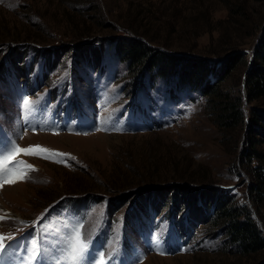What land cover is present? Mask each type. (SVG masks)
<instances>
[{
    "label": "rangeland",
    "instance_id": "1",
    "mask_svg": "<svg viewBox=\"0 0 264 264\" xmlns=\"http://www.w3.org/2000/svg\"><path fill=\"white\" fill-rule=\"evenodd\" d=\"M138 25L159 37L155 50L233 64L221 89L245 99L264 0H0V152L13 143L49 150L9 164L26 178L0 188V234L14 238L40 220L43 250L55 257L78 229L87 248L76 264H99L103 250L104 264H264V248L242 256L210 218L214 189L226 190L264 237L242 155L252 136L245 123L252 107L264 111V97L221 131L198 88L176 89L174 76L119 57L116 43ZM36 48L59 57L49 63ZM255 143L264 157V142Z\"/></svg>",
    "mask_w": 264,
    "mask_h": 264
},
{
    "label": "trees",
    "instance_id": "2",
    "mask_svg": "<svg viewBox=\"0 0 264 264\" xmlns=\"http://www.w3.org/2000/svg\"><path fill=\"white\" fill-rule=\"evenodd\" d=\"M141 28V25L132 27L130 32L133 35L128 33L127 36L116 43L119 57L127 60L131 65V69H149L157 76L165 79L174 76L176 78L174 81L176 89L181 88L182 84L198 88L205 95L208 112L221 131L230 134L231 130L244 123V104L254 101L259 102L264 97V30H262L261 37L256 41L255 49L248 64V72L244 77L248 90L243 100L242 96L233 95L221 89V82L231 71L233 64L231 66L227 64L228 62L220 64L216 62L218 65L216 67L215 64L209 63L206 58L177 54L171 50L170 46H163L164 49L155 50L154 43L159 41V37H155L149 30ZM12 52H14L12 56L15 54L16 57L24 54V51L20 49H14ZM36 53L43 56L45 60L48 59L49 63L55 57H59L56 50L49 48L43 50L36 48ZM17 73L24 72L19 71ZM250 112L252 117L248 118L245 123L252 135L247 136L245 141L250 148L247 151L244 149L242 155L243 158H247L246 165H250L247 172H251V180H249L247 190L255 204L263 208L264 157L257 150L255 142H264V111L252 107ZM255 134H261L263 138L255 140L253 138ZM214 190L220 191L221 195L215 197V202L212 204L214 212L210 218L214 217L213 221H218L219 225L225 227V233L230 237V240L241 247V255L248 256L264 248V237L261 228L257 224L258 221L251 216L252 211L246 206L238 207L229 204L227 200L229 198L228 191L218 188ZM116 210L117 208L112 211Z\"/></svg>",
    "mask_w": 264,
    "mask_h": 264
},
{
    "label": "snow or ice",
    "instance_id": "3",
    "mask_svg": "<svg viewBox=\"0 0 264 264\" xmlns=\"http://www.w3.org/2000/svg\"><path fill=\"white\" fill-rule=\"evenodd\" d=\"M32 104V101L29 99L23 100V107L28 109ZM48 149L42 148L39 145L29 146L28 148H22L18 144L13 143L10 147L5 149V152H0V188H2L5 184H14L18 180H23L26 176L19 170L16 166H9L11 161H14L18 153H24L27 155H40L43 152H48ZM6 153V154H5ZM54 155L59 156H67L65 153H53ZM48 158V157H45ZM23 162L16 161V165H19ZM27 169L34 170V166L26 165ZM8 239H13L12 236L5 237L0 234V252H3L6 248L4 241ZM87 248V244L81 238V233L77 229L74 232L73 236V244L71 245V264H76V262L83 256ZM36 255H32L30 259H36ZM99 264H104L103 262V254H101V258Z\"/></svg>",
    "mask_w": 264,
    "mask_h": 264
},
{
    "label": "bare ground",
    "instance_id": "4",
    "mask_svg": "<svg viewBox=\"0 0 264 264\" xmlns=\"http://www.w3.org/2000/svg\"><path fill=\"white\" fill-rule=\"evenodd\" d=\"M63 126H64V124H63ZM28 129V128H27ZM34 133H35V131H34ZM37 133H39V132H37ZM4 187V186H3Z\"/></svg>",
    "mask_w": 264,
    "mask_h": 264
}]
</instances>
